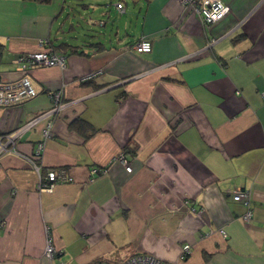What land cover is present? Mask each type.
<instances>
[{
  "label": "crops",
  "instance_id": "0c3cea01",
  "mask_svg": "<svg viewBox=\"0 0 264 264\" xmlns=\"http://www.w3.org/2000/svg\"><path fill=\"white\" fill-rule=\"evenodd\" d=\"M222 1L204 25L180 0H0V77L36 90L0 105V264L175 262L184 243L183 264H264V0ZM44 46L65 65L17 69ZM52 169L71 180L39 188Z\"/></svg>",
  "mask_w": 264,
  "mask_h": 264
},
{
  "label": "built area",
  "instance_id": "2783aa9c",
  "mask_svg": "<svg viewBox=\"0 0 264 264\" xmlns=\"http://www.w3.org/2000/svg\"><path fill=\"white\" fill-rule=\"evenodd\" d=\"M188 4L192 11L197 15L198 19L204 24L209 25L210 23L222 18L229 10L227 4L222 0H180ZM116 7L122 10V3H116ZM213 42V40L211 41ZM132 48L138 52H147L151 49V42L147 38H142L136 41ZM18 64L17 69L23 71L33 65H65V56L54 50L52 47L44 46L42 49L37 51H30L18 55V57L13 60ZM94 73L86 74L83 79L91 78ZM36 90L31 85L29 79L26 76H22L13 81H6L0 77V105L7 106L10 104L21 102L22 100L34 96ZM61 90L54 91L52 93V105L49 109L34 115L26 123H24L20 129L30 127L35 124L38 120L48 115H56L64 106V102L61 98ZM261 95L264 96V90L261 91ZM43 136L47 138L51 134V120L47 122L43 128ZM16 134H5L0 136V158L5 152H12L14 146ZM43 147V141L37 143L35 151L33 153L34 157H39ZM118 160L125 166L127 171L131 170L128 165L125 155L123 152L119 153ZM31 166L35 169H39V165L32 159H29ZM71 177H67L63 171L60 170H48L45 173L44 178L40 177L38 187L41 189H49L57 181H69ZM232 199L235 201H241L244 205H249V193L248 191L237 187L233 190ZM248 214V213H247ZM249 215H245L244 218H248ZM219 231L225 235L223 229ZM56 249L51 242V239L47 233V239L45 247L43 249V254L52 259ZM190 251V244L184 243L181 246L179 253V260L175 262H164L163 260L146 253L131 254L126 257L120 264H183L181 261L185 259L186 255ZM51 264H66L65 262H51Z\"/></svg>",
  "mask_w": 264,
  "mask_h": 264
}]
</instances>
